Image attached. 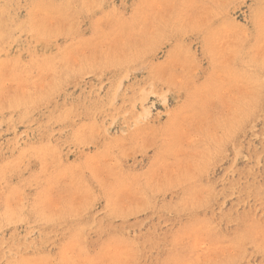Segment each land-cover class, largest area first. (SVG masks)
<instances>
[{
    "label": "rangeland",
    "instance_id": "374dc122",
    "mask_svg": "<svg viewBox=\"0 0 264 264\" xmlns=\"http://www.w3.org/2000/svg\"><path fill=\"white\" fill-rule=\"evenodd\" d=\"M0 264H264V0H0Z\"/></svg>",
    "mask_w": 264,
    "mask_h": 264
}]
</instances>
